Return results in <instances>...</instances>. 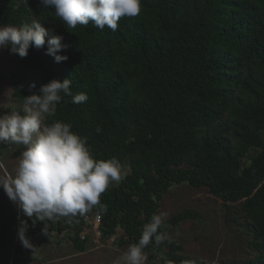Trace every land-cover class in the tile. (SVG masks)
I'll return each mask as SVG.
<instances>
[{"label": "trees", "instance_id": "16d2710c", "mask_svg": "<svg viewBox=\"0 0 264 264\" xmlns=\"http://www.w3.org/2000/svg\"><path fill=\"white\" fill-rule=\"evenodd\" d=\"M33 19L48 30L45 45L30 47L24 58L6 47L13 65L0 72V82L9 80L24 105L42 85L70 78L73 94L85 93L87 101L74 104L62 93L45 123H70L96 159L130 166L101 194L107 211L96 206L84 216L57 217L48 231H67L73 249L86 251L94 242L89 233L82 238L84 219L100 212L102 240L114 236L120 248L137 244L169 190L187 183L239 207L257 250L245 264H264V0H141L139 15L122 17L116 31L91 22L67 29L41 0H0V25ZM53 35L64 37L66 61L47 54ZM196 217L181 210L164 219L163 241L153 237L142 253L161 264H206L170 237ZM21 220L28 238L30 227H45L23 213L0 214V223L13 228L0 232L2 261L4 250L21 243ZM22 250L21 243L15 251Z\"/></svg>", "mask_w": 264, "mask_h": 264}, {"label": "clouds", "instance_id": "9594fccd", "mask_svg": "<svg viewBox=\"0 0 264 264\" xmlns=\"http://www.w3.org/2000/svg\"><path fill=\"white\" fill-rule=\"evenodd\" d=\"M46 9L54 10V17L67 29L89 22L100 30L116 31L122 17L133 18L141 12V0H41ZM48 30L42 22L33 19L21 26L0 25V47H8L13 54L24 58L29 48L43 47ZM62 35L47 39V54L57 63L66 61L61 54L68 45ZM72 97V103L81 104L85 93L73 94L71 79H53L41 86L40 94L25 96L23 114L12 111L0 115V143L24 146L15 175H0V187L24 216L33 224L42 221L43 232L48 235V221L57 217L84 216L94 207L107 211L101 204V194L110 183H119L123 173L115 158L96 159L87 147L86 138L72 130V125L60 120L45 123L54 117L62 95ZM166 214H153L143 226L137 244L129 246L122 257L123 264H142L144 247L153 237L157 244L164 239L159 230L164 226ZM71 222V220H69ZM27 222L21 220L18 237L23 247L36 250L27 237ZM121 264V259L114 261Z\"/></svg>", "mask_w": 264, "mask_h": 264}, {"label": "rangeland", "instance_id": "374dc122", "mask_svg": "<svg viewBox=\"0 0 264 264\" xmlns=\"http://www.w3.org/2000/svg\"><path fill=\"white\" fill-rule=\"evenodd\" d=\"M12 65L6 47H0V72L10 73ZM23 107L12 95L9 80L0 82V115L12 111L23 114ZM23 151V145L0 143V175H15ZM120 165L123 174L130 171L127 162ZM181 210H191L198 214V217L181 222L170 232V237L181 244L185 254L206 264H245L256 256L257 250L252 245L250 227L240 216L237 205L228 208L207 189H196L183 183L176 184L169 190L161 202L158 214H166L164 219H167ZM8 211L17 212L20 219L22 212L3 193L0 197V214H7ZM227 212L237 221L232 218L228 221ZM12 229L11 225L0 223V232L5 230L10 235ZM43 229L44 226L29 228V239L35 246V251L23 247L17 253L15 249L21 243L16 242L13 248L3 251V258H8L0 260V264H114L117 259H121L123 264L122 257L129 248L118 247L114 237V240H93L94 243H90L86 251L80 252L73 249L67 231H48L49 234L45 235ZM15 239L17 240L16 237ZM149 255L143 253L142 264H161L160 260L150 258ZM14 260L18 262H13Z\"/></svg>", "mask_w": 264, "mask_h": 264}, {"label": "built area", "instance_id": "2783aa9c", "mask_svg": "<svg viewBox=\"0 0 264 264\" xmlns=\"http://www.w3.org/2000/svg\"><path fill=\"white\" fill-rule=\"evenodd\" d=\"M101 220L102 216L100 212L87 215L84 221L88 227L81 232L82 238H86V233H89L94 241L100 242L102 239V230L100 228ZM111 240H114V236L111 237Z\"/></svg>", "mask_w": 264, "mask_h": 264}]
</instances>
